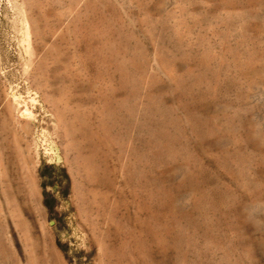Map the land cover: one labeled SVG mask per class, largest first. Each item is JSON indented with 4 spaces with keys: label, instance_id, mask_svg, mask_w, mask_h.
Wrapping results in <instances>:
<instances>
[{
    "label": "rangeland",
    "instance_id": "1",
    "mask_svg": "<svg viewBox=\"0 0 264 264\" xmlns=\"http://www.w3.org/2000/svg\"><path fill=\"white\" fill-rule=\"evenodd\" d=\"M0 264H264V0H0Z\"/></svg>",
    "mask_w": 264,
    "mask_h": 264
},
{
    "label": "bare ground",
    "instance_id": "2",
    "mask_svg": "<svg viewBox=\"0 0 264 264\" xmlns=\"http://www.w3.org/2000/svg\"><path fill=\"white\" fill-rule=\"evenodd\" d=\"M242 216V215H241Z\"/></svg>",
    "mask_w": 264,
    "mask_h": 264
}]
</instances>
